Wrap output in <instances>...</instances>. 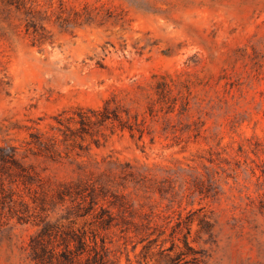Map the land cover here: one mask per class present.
<instances>
[{"label":"rangeland","instance_id":"374dc122","mask_svg":"<svg viewBox=\"0 0 264 264\" xmlns=\"http://www.w3.org/2000/svg\"><path fill=\"white\" fill-rule=\"evenodd\" d=\"M106 103L119 120L60 142L61 158L26 150ZM8 146L38 193L27 223L0 209V264H34L42 219L69 224L64 184L112 214L113 264H264V0H0Z\"/></svg>","mask_w":264,"mask_h":264},{"label":"trees","instance_id":"16d2710c","mask_svg":"<svg viewBox=\"0 0 264 264\" xmlns=\"http://www.w3.org/2000/svg\"><path fill=\"white\" fill-rule=\"evenodd\" d=\"M73 114L56 117L57 125H50L53 133L39 130L31 133L25 143L26 150L34 155L61 158L62 152L58 148L60 142L68 141L76 133L90 135L93 127L119 120V115L110 113L107 103L97 110L77 108ZM76 125L79 127L75 130L72 126ZM18 150V147L13 146L0 147L1 169L13 171V180L8 186L0 175V209L8 210L12 216H17L19 222L27 223L35 212L31 213L26 192L32 189L38 192L32 188L36 176L17 159ZM62 187L56 191L57 198L63 204L70 201L73 205V210L68 211L65 217L69 224L51 223L42 219L38 223V232L29 241L31 261L34 264H113L108 257L109 248L103 236V231L112 227V214L99 205L97 196L89 193L87 188L78 184H64ZM37 200L33 198L32 202L36 203ZM78 219L84 220L81 228L75 227ZM1 221L0 218V227Z\"/></svg>","mask_w":264,"mask_h":264}]
</instances>
